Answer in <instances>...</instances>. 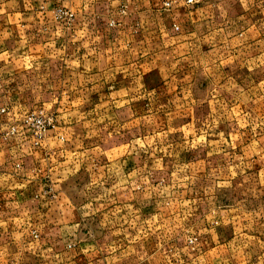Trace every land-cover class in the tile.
<instances>
[{"label":"rangeland","instance_id":"obj_1","mask_svg":"<svg viewBox=\"0 0 264 264\" xmlns=\"http://www.w3.org/2000/svg\"><path fill=\"white\" fill-rule=\"evenodd\" d=\"M71 19L56 18L66 24ZM216 41L201 42L195 36L190 46L176 52L168 46L148 45L145 52L152 57L137 64L144 78L131 85L144 84V109L123 115L129 122L139 117L138 128L137 121L121 128L116 111L71 112L77 125L73 132L80 140L75 150H89L95 143L98 151H115L119 141L115 137L124 130L127 136L143 138L138 167L136 160H130L123 178L127 189L108 192L107 205L103 196L94 201L95 193L101 194L91 192L94 177L87 155L74 159L77 165L53 184L47 178L40 182L36 172L26 178L20 166L13 170L0 166L1 198L12 193L18 217L11 225L16 234L11 254L1 249L0 264H264V169L257 176H246L250 164L234 167L242 159L224 168L233 160L230 153L242 145L239 136L248 135L250 117L243 112L233 122L232 110L222 109L224 103H264V82L243 75L218 79V56L226 51L230 57L233 49L228 43L219 48ZM7 50L0 46L3 70L10 68ZM26 50L18 48L13 56L18 59L16 67H21ZM240 53L251 50L243 48ZM232 65L224 68L232 70ZM20 100L19 96L17 103ZM43 108L36 104L12 112L13 125L1 133L31 136L27 125L31 113L44 110L57 115ZM258 162L263 166L264 157ZM119 181L115 178L114 183ZM32 183L36 185L27 187ZM63 185L70 188L64 202L56 197ZM46 192L47 198L52 196L50 213L57 217L39 223L31 217L33 199Z\"/></svg>","mask_w":264,"mask_h":264},{"label":"crops","instance_id":"obj_2","mask_svg":"<svg viewBox=\"0 0 264 264\" xmlns=\"http://www.w3.org/2000/svg\"><path fill=\"white\" fill-rule=\"evenodd\" d=\"M198 1L187 4L186 0H0V46L8 47L10 66L9 70L0 69V109L5 110L0 114V166L7 170L20 166L26 178L29 172H36L40 182L47 178L53 184L63 177L65 170L77 165L74 159L87 155L94 177L89 184L93 187L91 192L101 194L95 193V202L103 196L107 205L108 192L127 189L123 178L130 170V160H136L138 167L143 153L141 135L130 137L124 130L115 137L119 138L115 151H98L95 143L90 144L89 150H75L80 140L73 132L77 125L71 112L116 111L120 112L121 128H128L134 121L138 122V128L139 117L129 122L123 115L129 110L144 109V84L142 88L131 85L144 78L141 65L137 64H145L152 57L145 52L148 45L168 46L176 52L184 45L190 46L192 37L199 36L201 42L215 38L218 46L228 43L233 49L230 57L226 51L218 56V79L230 80L243 75L259 78V84L263 83L264 0ZM164 2L170 3L168 9L163 8ZM58 8L68 10L73 19L67 24L57 21L55 10ZM247 35L248 40L244 39ZM18 48L27 49L21 67H16L18 59L13 57ZM134 48L140 51L134 53ZM243 48L250 49L251 53H240ZM228 63L233 64L232 70L230 66L224 68ZM19 79L24 82L17 83ZM19 96L21 100L17 103ZM36 104L57 112L53 116L54 127L37 144L32 135H3L13 125L12 112L26 111ZM222 109L232 110L233 122L240 120L243 112H248L245 114L250 117L248 135L239 136L237 142L242 145L230 153L233 160L224 168H231L234 161L242 159L234 167L250 164L246 176H257L264 169L258 162L264 157V103L238 101L224 103ZM115 178L120 181L114 183ZM22 181L30 183L27 179ZM60 190L56 197L64 202L65 192L70 188L63 185L56 191ZM48 193L33 199L36 207L31 217L39 223L57 217L48 208L52 201V196L46 197ZM1 194L0 251L7 249L11 254L16 236L11 225L18 220L17 206L12 193L7 192V198H1Z\"/></svg>","mask_w":264,"mask_h":264},{"label":"built area","instance_id":"obj_3","mask_svg":"<svg viewBox=\"0 0 264 264\" xmlns=\"http://www.w3.org/2000/svg\"><path fill=\"white\" fill-rule=\"evenodd\" d=\"M198 2V0H186L187 4H196ZM169 7V2L163 3L164 9H168ZM55 14L58 20H67L73 16L68 10L62 8L57 9ZM174 29L178 30L176 26H174ZM4 112V109H0V114ZM27 125L31 127L34 144H37V142L42 139L43 135L54 127V118L50 114L47 115L44 110H39L31 113Z\"/></svg>","mask_w":264,"mask_h":264}]
</instances>
